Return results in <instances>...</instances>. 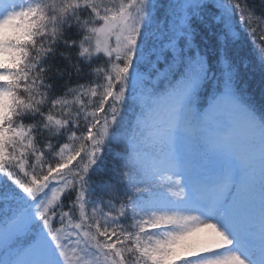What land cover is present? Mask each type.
Segmentation results:
<instances>
[{
  "label": "snow or ice",
  "instance_id": "1",
  "mask_svg": "<svg viewBox=\"0 0 264 264\" xmlns=\"http://www.w3.org/2000/svg\"><path fill=\"white\" fill-rule=\"evenodd\" d=\"M0 264H264V0H0Z\"/></svg>",
  "mask_w": 264,
  "mask_h": 264
},
{
  "label": "trees",
  "instance_id": "2",
  "mask_svg": "<svg viewBox=\"0 0 264 264\" xmlns=\"http://www.w3.org/2000/svg\"><path fill=\"white\" fill-rule=\"evenodd\" d=\"M246 40H247V37H246ZM258 46L259 45L257 44V47ZM248 47H251V41L250 40L247 41L246 49ZM60 64H62V61H60L58 58H56L55 60H49V64L46 65V66L52 67L53 71H55V66L56 65H60ZM242 74L244 75V79L249 84L248 92L254 97L256 104L259 105L260 99H261V97H260V86H259V80H260L259 72L257 71L256 73H251V72L244 73V70H242ZM250 76H251V79H249ZM57 83L59 84V83H62V82L61 81H57ZM57 91H59V89H57ZM131 114L132 113L130 111L129 115H131ZM113 147H114V149L117 152L126 151V146L125 145H119V146L114 145ZM56 159H58V158H56ZM32 162H34V161H32ZM74 164H75V162H74Z\"/></svg>",
  "mask_w": 264,
  "mask_h": 264
}]
</instances>
